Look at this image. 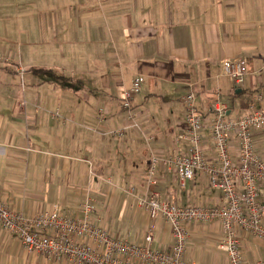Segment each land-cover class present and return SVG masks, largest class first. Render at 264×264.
<instances>
[{
	"label": "crops",
	"instance_id": "1",
	"mask_svg": "<svg viewBox=\"0 0 264 264\" xmlns=\"http://www.w3.org/2000/svg\"><path fill=\"white\" fill-rule=\"evenodd\" d=\"M0 56V194L11 209L32 216L58 204L72 214L108 197L139 209L136 197L155 190L181 205H213L223 196L205 173L182 186L162 164L150 185L147 172L154 155L187 148L175 143L188 129L185 94L195 92L204 113L217 99L244 109L264 92V0H0ZM227 59L247 65L237 86ZM137 75L130 112L124 93ZM263 136H254L259 152ZM243 240L255 254L243 251L245 264L264 255V242ZM0 264L72 263L27 251L0 226Z\"/></svg>",
	"mask_w": 264,
	"mask_h": 264
},
{
	"label": "built area",
	"instance_id": "2",
	"mask_svg": "<svg viewBox=\"0 0 264 264\" xmlns=\"http://www.w3.org/2000/svg\"><path fill=\"white\" fill-rule=\"evenodd\" d=\"M18 70L24 74L21 64ZM223 70L237 86L244 81L248 68L241 60L227 59ZM141 88L142 77L137 75L125 90L123 107L130 112ZM183 101L188 129L178 133L175 143L185 141L187 148L154 155L148 183H154L160 164L173 170L182 186L196 181L203 172L207 186L221 190L223 202L204 205L195 200L181 205L156 190L137 196L138 208L147 214L141 243L111 234L92 202L83 203L72 214L54 204L27 216L11 209L0 194V226L17 234L27 251L42 253L49 260L72 264H202L187 256L192 225L217 224L223 233L219 247L226 253L228 264H245L243 238L250 234L264 242V156L254 139L255 133L264 129V92L253 94L248 105L237 110L217 99L206 112H200L193 91L185 94ZM258 103L263 106L257 107ZM130 116L134 118L133 113ZM206 132L214 142L212 157L206 155ZM159 231L163 242L155 246ZM167 237L169 243L164 244ZM252 264H264V255Z\"/></svg>",
	"mask_w": 264,
	"mask_h": 264
},
{
	"label": "rangeland",
	"instance_id": "3",
	"mask_svg": "<svg viewBox=\"0 0 264 264\" xmlns=\"http://www.w3.org/2000/svg\"><path fill=\"white\" fill-rule=\"evenodd\" d=\"M262 143L264 147V136ZM261 152L264 156V151ZM126 193L127 194H125L123 198L129 200V196L131 195L128 192ZM206 194L210 195L208 192ZM107 200L108 202L106 203H98L97 207L107 216L108 228L111 234L116 237L128 238L134 242H143L147 224L146 212L131 208L130 203L127 202L123 205H119L115 202L113 206H110L109 197ZM203 200H205V198H203ZM203 203L204 205H208L205 202ZM199 226L200 228L196 230L195 224L192 225L191 240L188 245L187 256L202 264H227V255L219 247L223 233H218L213 230L211 225L199 224ZM154 245L157 246L156 243ZM243 251L246 258H248V256H250V258L255 257V254L248 248L245 247Z\"/></svg>",
	"mask_w": 264,
	"mask_h": 264
},
{
	"label": "water",
	"instance_id": "4",
	"mask_svg": "<svg viewBox=\"0 0 264 264\" xmlns=\"http://www.w3.org/2000/svg\"><path fill=\"white\" fill-rule=\"evenodd\" d=\"M240 90H238V92H239Z\"/></svg>",
	"mask_w": 264,
	"mask_h": 264
}]
</instances>
